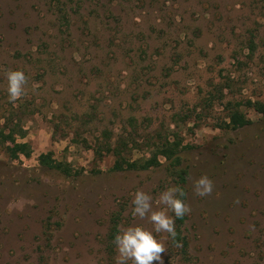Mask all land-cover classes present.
<instances>
[{"label":"rangeland","instance_id":"374dc122","mask_svg":"<svg viewBox=\"0 0 264 264\" xmlns=\"http://www.w3.org/2000/svg\"><path fill=\"white\" fill-rule=\"evenodd\" d=\"M247 101L264 102V0H0V264H117L114 219L153 230L163 264H264V117ZM176 137L178 160L112 170L108 140L137 160ZM173 186L186 254L132 213L137 190L159 209Z\"/></svg>","mask_w":264,"mask_h":264},{"label":"clouds","instance_id":"9594fccd","mask_svg":"<svg viewBox=\"0 0 264 264\" xmlns=\"http://www.w3.org/2000/svg\"><path fill=\"white\" fill-rule=\"evenodd\" d=\"M8 94L15 100L24 93L26 77L21 70H10L7 73ZM213 182L208 176H202L194 183L197 196L206 197L212 194ZM185 192L179 186H173L159 194V209L154 208L153 196L142 190L133 194L132 213L139 219H148L154 226V232H165L172 238L176 236L175 222L190 214L191 208L185 203ZM171 212L173 215H169ZM118 251L117 264H163L161 253L166 251L164 244L157 240L153 230L143 226H129L114 238Z\"/></svg>","mask_w":264,"mask_h":264},{"label":"trees","instance_id":"16d2710c","mask_svg":"<svg viewBox=\"0 0 264 264\" xmlns=\"http://www.w3.org/2000/svg\"><path fill=\"white\" fill-rule=\"evenodd\" d=\"M245 105H247V107L249 108H253L256 112H258L264 117V102L247 101ZM243 119H244L243 114L239 110H236L231 114L230 122L225 123V128L235 129L241 123H245L244 121H242ZM248 123H250V121ZM11 138H12L11 136L6 137L7 140ZM106 146H107L105 147L106 150L108 152L113 153L114 156L116 157L115 164L112 168V170L114 171H124V170L141 171V170H149L151 168H156L161 166L162 164L160 158H164L167 161L178 160L179 154L183 149L182 140L179 137H176L172 140H165L163 143L156 145L149 157L132 160L131 158L129 159L126 157V154L128 152H132V149L129 147L128 142L123 140L116 143V145H114L108 140ZM11 152H12V156L15 158L19 156L18 155L19 153H22L26 157H29L31 154L30 147L29 145L26 144L18 145L17 147H14V149H11ZM40 162L47 167L68 172V167H64L62 163L53 160L48 154H42L40 156ZM183 199L185 200V196L183 197ZM183 219L176 220V228H175L176 236L175 238H172V244L180 247L181 251H183L184 254H186L188 242L186 237L184 236L182 237L181 224ZM118 233H119L118 223L114 219L112 222L110 236L106 240L108 246L106 248H109L111 250L114 249V245H115L114 238Z\"/></svg>","mask_w":264,"mask_h":264}]
</instances>
